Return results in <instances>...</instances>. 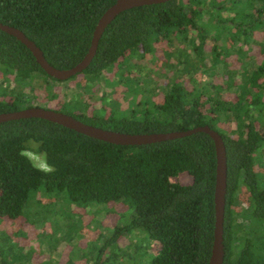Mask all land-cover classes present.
<instances>
[{"label":"trees","instance_id":"obj_1","mask_svg":"<svg viewBox=\"0 0 264 264\" xmlns=\"http://www.w3.org/2000/svg\"><path fill=\"white\" fill-rule=\"evenodd\" d=\"M115 2L0 0V23L22 31L50 65L69 69L87 54L99 18ZM159 53L164 72L175 75L163 86L136 70L146 56L158 59ZM232 57L238 61L236 70L225 65ZM112 72L124 88L126 108L104 93L102 106L89 110L83 94H74L56 111L128 134L203 125L217 131L227 158L223 264H264V173L255 170L257 164L264 167L257 157L264 147V0H171L126 10L106 27L89 66L76 76L85 78L86 90L107 82L105 76ZM0 74V113L33 107L25 104L35 100L36 78L62 82L49 77L21 42L2 31ZM198 74L208 80L198 84ZM158 96L159 101L152 100ZM56 98L54 93L48 96L49 101ZM30 142L39 145L34 151L46 153L54 172L45 175L18 154ZM215 170L214 142L205 133L122 146L40 118L7 121L0 124V218H22L35 226L44 223L60 200L124 202L132 208L129 218L121 217L96 258L81 264H114L117 253L110 246L132 230L157 242L149 264H208L215 229ZM182 174L189 183L177 182ZM241 187L249 204L236 214L231 207ZM35 194L49 202L32 209ZM71 222H54L53 244L42 242L37 258L46 259L39 262L15 235L0 230V264H61L45 254L58 243L81 239V233L69 235Z\"/></svg>","mask_w":264,"mask_h":264},{"label":"rangeland","instance_id":"obj_2","mask_svg":"<svg viewBox=\"0 0 264 264\" xmlns=\"http://www.w3.org/2000/svg\"><path fill=\"white\" fill-rule=\"evenodd\" d=\"M216 1L219 2L221 0ZM206 48L209 49V44H207ZM163 61L164 59L160 53L158 54V59L146 56L145 60L136 70L142 75L149 74L157 82L158 86H163L175 76L171 72H164ZM225 65L229 70H236L238 61H236L235 57H232L227 60ZM105 78L107 82L99 81L96 84H90L89 89L86 90L83 89L86 86V81L82 75L60 83L48 81L43 76L36 78L33 81L34 91L32 93L35 100L28 99L25 105L59 110L60 106L67 102L72 95L83 94L84 99L88 103L89 110H92L93 108L102 106L103 101L101 97L106 93L110 95L109 101L115 100L121 107L126 108L128 101L124 94V88L117 85L116 76L112 72L106 74ZM195 79L198 84H201L206 82L208 77L204 74H198ZM1 80L2 76L0 74V84ZM190 87L189 85L188 88L190 89ZM26 92L28 93V91ZM50 93L56 94L57 98L49 101L48 96ZM160 99L161 96L152 98L155 102ZM262 129L264 130V127ZM257 157L260 161L264 162V147L259 151ZM255 170L264 173V167L261 170L258 164L255 166ZM262 181H264V175L262 176ZM177 182L187 184L190 182V179L187 175L182 174L178 177ZM261 186L264 187V182L261 183ZM47 202L49 200L44 199L40 194H35L30 202V207L33 209L41 206V204H47ZM248 204V192L244 187H241L236 194L235 202L231 209L236 214H239ZM54 206L46 214L43 224L41 222L33 226L22 218L17 220L0 218V230L15 235L16 241L25 246L27 250L32 251L34 255L36 254L34 259L39 262L46 259L44 256L37 258L42 242H48L49 245L53 244L50 235L53 232L54 222L57 221L59 224H62L64 221L68 222V220H71L70 225L74 227L69 230V235L73 236L75 233H81V239L75 237L72 242H66V244L62 242L58 243L54 251L51 250V253L49 252V254L45 255H52L53 260H59L61 264L68 262L81 264L84 259H95L102 244L110 238L111 230H113L116 224L123 221L120 218L124 216L127 219L132 213V208L124 202L105 205L97 203L82 205L69 204L60 200ZM59 235H62V232ZM109 251L117 253L114 264H149L158 251V244L150 240L145 232L132 230L118 239L115 244L111 245ZM45 253L48 252L45 251Z\"/></svg>","mask_w":264,"mask_h":264},{"label":"water","instance_id":"obj_3","mask_svg":"<svg viewBox=\"0 0 264 264\" xmlns=\"http://www.w3.org/2000/svg\"><path fill=\"white\" fill-rule=\"evenodd\" d=\"M168 1L171 0H116V2L110 6L99 18L95 26L87 54L78 64L69 69H57L50 65L36 44L28 39L19 29L0 23V31L13 36L19 42H21L32 53L36 63L49 77L59 81H65L76 76L77 74L82 73L89 66L96 53L99 39L101 38L104 30L120 13L134 7L160 4ZM25 118L44 119L90 138L122 146H141L182 138L195 133L207 134L214 142L216 154L214 188L215 229L213 246L208 264H223L225 255L223 244V222L226 204L227 158L223 138L217 131L207 125H203L184 131L150 134H128L88 125L72 117L71 115L64 114L50 108L42 107H29L18 111L0 113V124L7 121Z\"/></svg>","mask_w":264,"mask_h":264},{"label":"clouds","instance_id":"obj_4","mask_svg":"<svg viewBox=\"0 0 264 264\" xmlns=\"http://www.w3.org/2000/svg\"><path fill=\"white\" fill-rule=\"evenodd\" d=\"M30 147H25L20 150L18 153L20 156L24 157L29 161V163L37 170L45 175L50 174L55 171L53 165L47 162L46 153H40L38 151H34L33 148H38L39 145L35 142H30ZM34 158V159H33Z\"/></svg>","mask_w":264,"mask_h":264}]
</instances>
